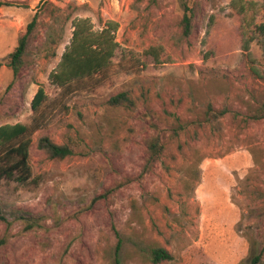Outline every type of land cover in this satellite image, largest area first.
Masks as SVG:
<instances>
[{
	"label": "rangeland",
	"instance_id": "374dc122",
	"mask_svg": "<svg viewBox=\"0 0 264 264\" xmlns=\"http://www.w3.org/2000/svg\"><path fill=\"white\" fill-rule=\"evenodd\" d=\"M0 3V124L41 122L29 151L37 183L0 184L11 223L0 219V264H114L118 239L123 264H152L141 256L150 243L173 255L159 264H248L251 241L264 247V122L241 128L230 113L264 102V0H197L187 37L179 0ZM34 15L13 76L8 54ZM76 17L116 21L119 47L99 75L61 88L49 73ZM38 87L46 97L34 112ZM122 91L131 104H110ZM42 134L73 154L48 158ZM154 135L162 155L140 174ZM22 213L40 224L24 230Z\"/></svg>",
	"mask_w": 264,
	"mask_h": 264
},
{
	"label": "trees",
	"instance_id": "16d2710c",
	"mask_svg": "<svg viewBox=\"0 0 264 264\" xmlns=\"http://www.w3.org/2000/svg\"><path fill=\"white\" fill-rule=\"evenodd\" d=\"M179 2L183 9L180 18L181 33L187 37L191 34L193 28L194 5L197 4V0H179ZM189 2H191V5ZM244 11L243 8L241 12ZM36 23L37 17L34 15L27 23L26 30L19 37L16 46L8 54L7 65L11 68L13 76H17L23 64L28 38ZM117 26L116 21L106 20L99 28H95L88 17L74 18L72 20L70 41L61 53L56 66L49 73V80L61 88H66L72 82L99 75L110 65L112 57L119 47L115 36ZM255 27L260 31H264V11L263 20ZM249 42L250 38H247L244 39L242 44L248 55L250 54ZM54 54L52 51L51 55ZM45 97L44 89L38 87L31 102L34 112H38ZM109 103L114 106L129 105L131 99L126 92L122 91L112 96ZM220 112L224 114L226 109H222ZM230 114L232 120L241 128L259 120L264 122V102L249 114L244 115L237 111H231ZM182 127L183 125H179V128ZM40 128V121L0 124V184L2 180H13L22 185L37 183V180L32 177L29 151L33 143L32 136ZM174 132V134H177V131ZM146 142V155L140 174L151 169L152 165L160 159L164 149L158 135L149 137ZM36 148L50 159H63L73 154V150L68 144L57 143L45 134L37 137ZM190 175L197 178L193 171H190ZM182 184L184 188H190L188 178H184ZM18 218L23 222L24 230L40 224L39 219L26 213H22ZM0 219L5 221L6 227L11 224L3 216H0ZM6 234L0 237V245L6 242ZM120 245L121 241L118 239L115 247L114 264H123L118 255ZM250 249L248 264H262L264 247L256 249L251 241ZM141 256L152 264H159L173 258L170 251L159 243H150L146 248V252H143Z\"/></svg>",
	"mask_w": 264,
	"mask_h": 264
}]
</instances>
